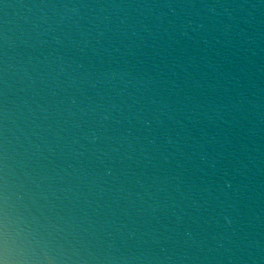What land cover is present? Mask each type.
Wrapping results in <instances>:
<instances>
[{
    "label": "water",
    "instance_id": "95a60500",
    "mask_svg": "<svg viewBox=\"0 0 264 264\" xmlns=\"http://www.w3.org/2000/svg\"><path fill=\"white\" fill-rule=\"evenodd\" d=\"M0 264H264V0H0Z\"/></svg>",
    "mask_w": 264,
    "mask_h": 264
}]
</instances>
